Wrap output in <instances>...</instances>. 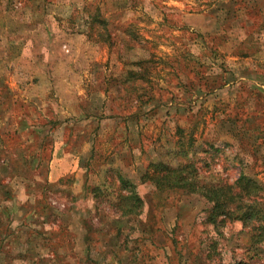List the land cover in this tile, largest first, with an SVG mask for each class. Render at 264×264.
<instances>
[{"label":"rangeland","instance_id":"obj_1","mask_svg":"<svg viewBox=\"0 0 264 264\" xmlns=\"http://www.w3.org/2000/svg\"><path fill=\"white\" fill-rule=\"evenodd\" d=\"M251 3L262 4L0 0V150H21L32 167L39 152L72 159L75 190L66 203L49 196L68 208L60 220H0V264H264V255L244 251V201L227 206L234 221L211 223L214 204L199 191L158 187L146 177L135 183V202L114 199L113 174L100 180L87 175L88 163L85 173L75 165L89 154L88 141L103 143L91 150L99 155L111 153L109 141H134L143 165L187 163L197 187L232 185L240 173L264 186V36L258 15L245 14ZM96 11L94 24L106 34L100 40L111 36L109 43L86 35ZM237 51L249 58L232 57ZM41 107L47 121L37 123ZM2 180L10 192L5 200L0 191V211L12 218V207L24 202V179ZM261 194L264 200V187ZM262 207L252 211L261 216Z\"/></svg>","mask_w":264,"mask_h":264},{"label":"trees","instance_id":"obj_2","mask_svg":"<svg viewBox=\"0 0 264 264\" xmlns=\"http://www.w3.org/2000/svg\"><path fill=\"white\" fill-rule=\"evenodd\" d=\"M98 14V11H96L95 14H93L90 20L88 21L86 27V35L88 39L91 38L94 42L100 41L101 43L106 44L109 43V40H111L112 37L108 36L105 41L100 40L103 39L106 34L101 33L105 31L103 28L98 30L96 27L97 25L95 26L94 24L99 19ZM259 26V29H262V27L264 28V21H262ZM93 35L96 36V40H94ZM239 55L244 54L239 53ZM126 74L127 76L135 80L143 79V76L140 75L141 73L137 70H128ZM3 140L1 144L5 145ZM0 151V164L3 165V168L1 170L2 174L0 175L2 179L6 176L8 178L18 177L24 180L32 179L30 178V173L34 170L35 166H31L30 161L28 159H25V156L22 154L21 150L17 153L11 152L14 154H11L9 151L8 153H6L7 150L5 149H2ZM187 166V163L179 164L175 167H171L168 164H164L161 162H150L148 164L146 163L144 165V170L139 180L143 181L146 177H148L158 187L160 185L162 187L179 186L189 192L199 191L201 195H203L208 201H212L214 204L209 215L216 217V220H209V222L211 223H223L225 221H234L233 218H231L227 213V206L231 202H235V200L238 201L237 199L244 201V203H242L244 206L243 208L247 209L244 212V217H242V220H239L241 221L242 226L246 228V233L248 234V246L244 249V251L248 253V255H250L252 258H260V256L263 257L264 253L262 251V246L264 244V208L262 206H264V200H262V197H260V195H262L261 189L263 190L264 186L254 181L248 180V178L246 179V177L242 175V173H240L238 178L232 185H221L216 188L205 186L197 187L192 181V176L187 171ZM15 167H20L21 169H15ZM2 179H0V191H7L3 192L5 193L4 199L8 200L7 193L10 192V186L8 185L7 181L9 179H7V181H4ZM113 182L116 185L115 192L113 193V195H115L114 199H125V197H127L130 201L133 200L135 202L134 199H137L135 184L118 174L115 175V179ZM102 183H104V181ZM100 189V186H97V188L96 186H90L91 193L100 191ZM47 198H49V196L45 197V200H43V202H41L40 200V207H38L37 210L34 211L38 219L60 220L57 216L59 214H65V211L68 209H66L67 206L65 207V204H60V206L62 207H59L58 205H53L49 202ZM113 205V202H111V206ZM256 206L262 207L263 213L261 214V216L254 214V212L252 211V209H254V207ZM131 207L132 205H130V208ZM134 207H136V204L134 205ZM3 214L4 213H2L1 210L0 220H7V215L2 216ZM236 264H247V262H244L241 258H239Z\"/></svg>","mask_w":264,"mask_h":264},{"label":"crops","instance_id":"obj_3","mask_svg":"<svg viewBox=\"0 0 264 264\" xmlns=\"http://www.w3.org/2000/svg\"><path fill=\"white\" fill-rule=\"evenodd\" d=\"M260 2L262 4H260L259 6H257L254 3H251L250 6L248 7L249 12L245 14L258 15L260 20L257 25V30L261 32L260 35L264 36V28L262 27V29H259L260 28L259 24H261V22L264 21V0H260ZM249 23L250 20L248 22H245V25H249ZM234 30H239V28H236ZM261 47L262 45L260 46V48ZM232 57L249 58L247 54L239 55V53H232ZM81 96H84V94ZM92 106L97 107L94 104H92ZM84 107L81 106L80 109L81 113L85 114L83 116H90V114L88 113V109L85 110ZM44 109H45L44 107H41L40 110H38L39 115L37 114L38 119L35 120V122L43 123L47 121L46 119H44V116H46V112L43 111ZM97 110H91V111L96 112ZM48 111L51 112V109H48ZM106 111H110V108ZM55 112H58V110L55 109ZM60 112H62V110ZM99 112H102L101 114H103L104 111H99ZM1 113L2 112H0V114ZM101 114H100V118L104 120L112 118L110 116H104ZM92 115L94 117L95 114ZM71 120L72 119H68L67 121L71 122ZM104 120L97 121V124H99ZM66 123L67 122H58V125H54V127L65 125ZM112 124L114 126L116 125L118 126L119 124H121V122L119 120L118 122H115L114 120ZM109 143L111 144V149L114 147L111 153L107 155H103L100 153L99 155V153H93L91 152V150L92 151L95 150L96 146L100 147L101 145H103V143H99L98 140L88 141L87 145H88L89 154L87 156L84 155L77 156V161L75 160V165H77L78 169L82 168L83 173H85L86 171L85 164L88 163L89 169L92 170L89 173H87V175L93 173V175L95 174L94 176H97L98 179L100 180H102V178L105 175L111 173L114 176L117 174L121 175L122 177L128 179L130 182L135 184L137 181H139V178L143 173L144 165H145V164L143 165L141 160H139L138 157H136L133 154L135 142L130 141L129 143L130 147L129 145L120 142H116L114 143V145L112 144V141H109ZM41 146L45 148L44 144ZM42 147L39 148L40 151L44 150ZM56 158L57 157H54V155L52 156L51 152L49 155H47V157H44V152L41 153L39 152L35 155L34 157L35 168L30 173L31 174L30 178L32 179L23 180L24 183L20 188L24 193L23 196L24 202H21L17 206L12 207V209L14 208V211L17 212V215L12 218H7V220H39L34 211L37 210L38 207H40L39 204L43 202V200H45V197L51 196L52 193L57 194V197L59 199L62 198L63 200H65L64 201L65 203L68 202L71 197H73L75 190L69 183L70 182L69 180L72 179L74 172V168L72 167L73 160L66 159L65 162H62V159L55 160ZM25 159H28L29 161L31 160V158L28 156L27 157L25 156ZM49 167H51L52 169L49 173L50 175L48 176L47 170H49ZM55 171L58 172L55 173ZM85 176L86 174H84V177ZM83 184H87V183H83ZM83 184L81 185L80 191L88 186Z\"/></svg>","mask_w":264,"mask_h":264}]
</instances>
